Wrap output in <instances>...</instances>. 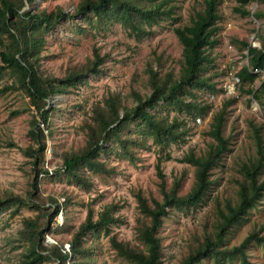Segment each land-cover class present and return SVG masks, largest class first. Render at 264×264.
Instances as JSON below:
<instances>
[{"label":"rangeland","instance_id":"374dc122","mask_svg":"<svg viewBox=\"0 0 264 264\" xmlns=\"http://www.w3.org/2000/svg\"><path fill=\"white\" fill-rule=\"evenodd\" d=\"M78 1L34 0L32 4L25 3L24 9L51 10L59 6L69 13ZM169 2L173 5L170 16H161L154 24L143 25L144 33L139 36L118 22L97 26L80 14L61 17L44 34L39 66L56 78L61 77L66 69L91 59L93 48L103 57L97 73L86 72L82 83L77 84L69 93L54 95L46 106L52 137H46L45 157L47 167L52 172L54 170V174L39 177V189L43 196H53L65 212L66 219L62 213L60 219L58 216L55 218L56 225L62 226L61 231L54 235L60 241L68 239L70 232L83 220L87 204L90 203L96 215L105 204L114 203L116 207L113 215L119 218V222L110 225L109 234L131 245L138 244L135 225L139 213L134 194L139 191L147 199H161L155 173L157 156L166 153L170 157L160 163L166 187L171 185L174 178L183 175L178 195L187 193L194 181V167L178 159L189 149L196 155L205 151L207 144L212 142V138L207 135L211 116L223 107L222 135L227 138V150L210 170L211 184L207 192L195 206L167 208L159 230L163 246L162 264H177L204 232L212 230L218 218V206L221 208L225 200L235 202L237 182L243 177L240 166L256 155L253 126L259 128L264 152V106L240 89L235 76L238 68L248 65L243 43L259 48L264 42V1H251L245 5L249 14L240 16L233 11L237 5L233 0H221L217 6L219 18L215 24L216 41L209 49L212 60L205 66V75H208L217 91L213 94L207 91L197 93L198 99L206 103L208 108L205 115L196 121L190 120L183 113L170 112V115L176 114L178 118L185 119L188 128L185 142L170 144L164 151H160L148 138L144 143L130 145V156L118 155V149L115 148L107 154L101 153L99 159L110 168V173L90 174L93 185L89 191L75 185L64 173L58 171L60 154L83 145L84 134L78 126L86 116L84 112L93 102L109 92H117L130 105L131 90L147 94L145 67L147 64L156 67L155 55L160 58L162 70L173 68L177 71L182 47L173 28L189 23L193 12L202 10L203 4L202 0ZM255 12H261L262 15L256 18L252 15ZM253 73L256 78L252 87L258 88L264 80V72L257 70ZM8 82L10 77L7 74L0 75V86ZM24 102L25 99L15 91L0 94V191H10L22 197H25L29 189L30 174L27 160L19 148L28 143L26 132L29 120L31 114L36 116V112L30 105H27L29 110L15 115L10 112L21 110L25 106ZM43 130L45 132L44 125ZM129 130L132 137L140 139L133 132V123L125 131ZM258 174L259 180L264 178V164ZM65 195L70 197V204L66 203ZM34 215L35 211L27 207L20 208L19 213L13 215L9 210L0 212V264L18 263L25 250L24 242L19 238L21 220ZM263 224L264 192L239 220L227 227L222 245L228 248L237 245L249 232ZM261 233H264V229ZM86 240L95 264H128L115 254L102 231L92 238L88 235ZM44 242H54L50 233L45 235ZM244 251L252 264H264V251L258 243L250 240ZM41 264L54 263L44 260ZM198 264H214V259L207 256ZM218 264H239V260L237 255L230 259L223 257Z\"/></svg>","mask_w":264,"mask_h":264},{"label":"trees","instance_id":"16d2710c","mask_svg":"<svg viewBox=\"0 0 264 264\" xmlns=\"http://www.w3.org/2000/svg\"><path fill=\"white\" fill-rule=\"evenodd\" d=\"M220 1L202 0V10L194 11L189 23L173 28L182 47L176 72L173 68L162 70L160 58L155 55L156 67L152 68L150 64L145 67L147 94L131 90V104L127 105L119 93L109 92L86 109V116L78 126L84 134L83 145L60 154L58 171L64 173L75 185L89 191L93 185L90 174L110 173V168L99 159L101 153L107 154L115 148L118 149V155L130 156V145L144 143L148 138L160 151H164L170 144L185 142V136L188 135L185 119L178 118L176 114L170 115V112L183 113L190 120L196 121L205 115L208 108L206 103L198 99L197 93L207 91L213 94L217 91L214 83L205 75V66L212 60L209 49L216 41L215 24L219 18L217 6ZM233 1L237 4L233 11L246 16L249 12L245 5L254 0ZM33 2L34 0H0V75L7 74L10 77V82L0 86V94L10 91L19 93L25 99V106L10 113L15 115L29 110L27 105H30L45 129L44 132L36 116L31 114L26 132L28 143L19 148L27 160L30 174L29 189L25 197L10 191H0V212L9 210L11 215L18 214L22 207L35 211L33 217L21 220L19 238L24 242L25 250L17 264H41L44 260H51L54 264H95L86 237H95L100 231L107 236L115 254L128 264H162L163 246L159 230L167 208L195 206L201 201L211 184V168L218 164L221 155L227 150V138L222 135L223 107L211 116L207 135L212 138V142L207 144L205 151L196 155L189 149L178 159L194 167V181L187 193L178 195L183 175L174 178L171 185L166 187L160 163L170 157L166 153L157 156L155 173L161 199H147L139 191L134 194L139 213L135 225L138 244L131 245L118 240L114 234H109L110 225L119 222V218L113 215L116 207L114 203L105 204L96 215L90 203L87 204L83 220L70 232L68 239L60 241L54 235L61 231L62 226L56 225L55 218L61 211L66 219L65 212L53 196H43L39 189V174L47 173L46 137H52L46 106L54 95L69 93L77 84L82 83L86 72L97 73L103 57L93 48L91 59L66 69L59 78L41 69L39 58L44 34L61 17L80 14L97 26L118 22L139 36L144 33L143 25L154 24L161 16H170L173 5L169 0H79L69 13L59 6L51 10L24 9L25 3ZM252 15L258 18L262 13L255 12ZM243 45L248 65L238 68L235 76L240 89L264 106V80L258 88H253L256 75L251 71L257 68L264 72V42L259 48L247 43ZM243 86H246L245 89H242ZM131 123L134 124L133 132L140 139L132 137L130 130L126 132ZM252 134L256 155L240 166L243 177L237 182L235 202L225 200L221 208L217 205L218 218L212 230L204 232L177 264H198L207 256H211L214 264H218L221 258L230 259L235 255L239 264H252L244 251L250 240L258 243L264 251V233H261L264 224L249 232L237 245L229 248L222 245L227 227L239 220L264 192V178L258 179V173L264 164L258 126H253ZM65 199L70 204L68 195H65ZM47 233H50L53 243L44 242Z\"/></svg>","mask_w":264,"mask_h":264},{"label":"built area","instance_id":"2783aa9c","mask_svg":"<svg viewBox=\"0 0 264 264\" xmlns=\"http://www.w3.org/2000/svg\"><path fill=\"white\" fill-rule=\"evenodd\" d=\"M258 69L257 68H253L252 69V73L253 72H256ZM259 71V70H258ZM38 123L41 125V127L43 128V125H42V123H41V121L38 119ZM49 176V175H52V170H51V168H49V167H47V173H40L39 174V177H42V176ZM60 215H61V211L58 213V218L60 219ZM60 222V221H59Z\"/></svg>","mask_w":264,"mask_h":264},{"label":"water","instance_id":"95a60500","mask_svg":"<svg viewBox=\"0 0 264 264\" xmlns=\"http://www.w3.org/2000/svg\"><path fill=\"white\" fill-rule=\"evenodd\" d=\"M48 103H49V101H48ZM48 149H49V147H48Z\"/></svg>","mask_w":264,"mask_h":264}]
</instances>
